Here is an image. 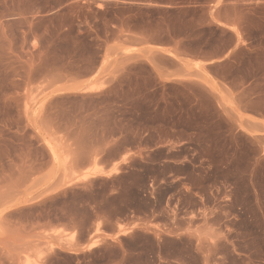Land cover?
Returning <instances> with one entry per match:
<instances>
[{
    "label": "rangeland",
    "instance_id": "obj_1",
    "mask_svg": "<svg viewBox=\"0 0 264 264\" xmlns=\"http://www.w3.org/2000/svg\"><path fill=\"white\" fill-rule=\"evenodd\" d=\"M158 1L190 0H0V264H264V127L94 75L122 27L179 25ZM241 60L217 71L264 92V47Z\"/></svg>",
    "mask_w": 264,
    "mask_h": 264
},
{
    "label": "crops",
    "instance_id": "obj_2",
    "mask_svg": "<svg viewBox=\"0 0 264 264\" xmlns=\"http://www.w3.org/2000/svg\"><path fill=\"white\" fill-rule=\"evenodd\" d=\"M129 3L128 1H126ZM167 12V18L177 20L174 28L168 21L159 28L156 23L136 25L125 30L122 27L117 41L107 43V58L94 75L103 74L104 89L120 75L124 65L135 62L146 70L145 75L128 76L134 86L122 87L120 94L164 95L170 87L184 86V94L193 95L188 85L198 86L207 103L221 116L237 121L236 113L245 117L248 136L261 132L264 124V108L253 106L263 91L254 90L256 72H248L247 80L234 88L227 80L239 74L243 63L255 61L257 48L264 47V0H190L183 5H171L158 1L152 3ZM166 20V19H165ZM117 43L120 53H117ZM123 49L128 52L124 53ZM231 68L226 77L217 69ZM99 83V80L98 82ZM247 95V105L240 99ZM193 112L201 115V99L194 98ZM112 164L102 165L107 171Z\"/></svg>",
    "mask_w": 264,
    "mask_h": 264
},
{
    "label": "bare ground",
    "instance_id": "obj_3",
    "mask_svg": "<svg viewBox=\"0 0 264 264\" xmlns=\"http://www.w3.org/2000/svg\"><path fill=\"white\" fill-rule=\"evenodd\" d=\"M85 172H83L84 174H82V177L83 178H87L89 177L90 175H94V174H100L101 172H104V170L102 171L100 167H98L97 165L93 166V167H89L87 169L84 170ZM113 172V171H112ZM107 174V173H106ZM104 175V174H103ZM95 245L94 242H91L88 247H91Z\"/></svg>",
    "mask_w": 264,
    "mask_h": 264
}]
</instances>
